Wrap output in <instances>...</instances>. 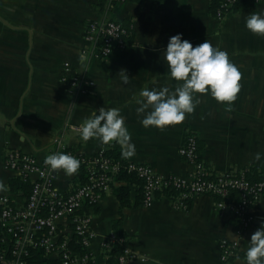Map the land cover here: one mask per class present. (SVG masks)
Masks as SVG:
<instances>
[{
	"label": "crops",
	"instance_id": "0c3cea01",
	"mask_svg": "<svg viewBox=\"0 0 264 264\" xmlns=\"http://www.w3.org/2000/svg\"><path fill=\"white\" fill-rule=\"evenodd\" d=\"M212 0H0V181L15 207L28 196L13 190L17 174L6 167L9 150L19 149L43 160L53 152H74L86 157L111 147L96 139L82 141L79 126L104 106L119 108L125 117L136 151L126 161L152 166L163 176L191 178L195 165L179 152L188 134H195L202 157L215 173L248 172L252 180L264 175V36L246 29L245 16L264 9V0L247 5L219 19ZM111 18L132 28L126 49L106 58L83 53L89 44L86 28L92 20ZM197 45L205 39L226 50L242 73L241 90L232 103H219L209 93H197L199 104L177 125L143 127L136 98L145 87L169 85L167 65L161 55L170 36ZM70 64L66 71L65 64ZM121 69L130 77L123 83ZM80 76L86 92L75 90L69 78ZM88 82H92L89 84ZM81 169L71 176L56 173L60 191L70 192L82 180ZM120 182L115 181L114 186ZM131 189L132 205L121 209L113 186L95 207L83 213L91 218L95 233L87 250L95 264H108L103 243L114 235L113 224L123 219L129 248L137 254L130 264H241L243 249L264 217V197L250 207L253 220L244 225L231 210H220V199L197 194L184 209L168 196H157L151 206L137 203L138 183ZM237 199V198H236ZM62 238L74 236L70 217L60 218ZM239 233L238 255L221 259L220 243ZM39 264H58L56 254L43 255Z\"/></svg>",
	"mask_w": 264,
	"mask_h": 264
},
{
	"label": "built area",
	"instance_id": "2783aa9c",
	"mask_svg": "<svg viewBox=\"0 0 264 264\" xmlns=\"http://www.w3.org/2000/svg\"><path fill=\"white\" fill-rule=\"evenodd\" d=\"M131 1V0H121ZM238 0H222L217 18L224 17L232 11ZM132 34L131 26L111 18L92 20L86 28L85 39L89 46L83 49L85 55L106 58L115 51L127 48L128 38ZM70 69V64H65ZM72 87L79 92H86L83 77L69 75ZM92 84V82H88ZM198 138L188 134L179 149L180 154L195 165L191 178L163 176L152 166L140 162L129 161L126 169L143 181V204L151 206L157 192L170 184L181 188L182 192L174 199L178 206L187 209L188 199L197 194H212L220 199L217 206L220 210H231L244 225L253 220L250 207L264 197V180L252 181L245 171L218 174L215 179L208 175L196 163L198 156ZM86 165L85 182L77 184L70 192L64 193L55 184L56 173L45 164V158L38 160L35 155L19 149H11L5 157V165L13 170L18 178L32 182L31 192L23 207H15L9 195L0 197V264H31L38 251L45 255L56 254L59 264H90L95 259L87 250L80 253L72 248L71 240L62 238L59 232L60 218L70 217L74 234L81 237V243L88 248L95 233L91 230V218L83 210L95 207L102 197L111 190L112 174L120 170L121 164L112 162L103 155V151L90 157L68 152ZM80 169V168H79ZM233 192H238L234 199ZM115 240V235L103 243L107 247ZM221 259L229 261L238 255L239 242L223 239L220 243ZM137 254L128 246L120 256V264H130Z\"/></svg>",
	"mask_w": 264,
	"mask_h": 264
},
{
	"label": "clouds",
	"instance_id": "9594fccd",
	"mask_svg": "<svg viewBox=\"0 0 264 264\" xmlns=\"http://www.w3.org/2000/svg\"><path fill=\"white\" fill-rule=\"evenodd\" d=\"M244 23L253 34L264 36V9L248 13ZM161 55L167 65L168 79L177 84L174 88L165 84L140 90L136 103L143 127L164 128L180 124L199 104L197 93H209L219 103L230 104L236 100L241 90L242 73L229 53L214 46L210 40L205 39L194 46L183 38V33H177L169 37ZM119 73L123 83H128L127 70L121 69ZM79 137L85 142L96 139L103 145L115 142L125 157L133 156L136 151L125 117L115 107L102 106L93 111L80 124ZM254 158L257 161L264 159V152L255 153ZM80 163L77 157L65 152H53L45 157V164L52 171L63 170L68 176L77 173ZM5 188L0 181V190ZM228 234L234 242H240L239 233L229 231ZM247 241L248 246L243 249L246 259L241 264H264V217Z\"/></svg>",
	"mask_w": 264,
	"mask_h": 264
},
{
	"label": "trees",
	"instance_id": "16d2710c",
	"mask_svg": "<svg viewBox=\"0 0 264 264\" xmlns=\"http://www.w3.org/2000/svg\"><path fill=\"white\" fill-rule=\"evenodd\" d=\"M251 0H238L234 6L232 7V11H236L238 9H241L247 5V3ZM253 1V0H252ZM222 0H212L211 1V11L214 16L217 17L218 10L220 9ZM104 3V0H102V5ZM231 11V12H232ZM128 25V24H127ZM129 26V25H128ZM133 33V32H132ZM132 40V35L128 38V40ZM198 156L196 157V163H200L201 167L204 171L208 173L205 177L210 178V179H215L217 175L213 173L206 163L204 162V159L202 157L201 153V147L199 146V141H198ZM98 154V153H97ZM96 155V154H95ZM103 155L107 158H109L112 162H118L121 164V168L118 172L113 173V181H111V185L113 186V191L118 198L120 202L121 209H125L126 207H129L132 205L131 201V189L129 185L124 184V182H130V183H138L141 186V193L140 196L138 197L137 203H140V200L142 199L141 203L143 204V181L139 179L137 176H135L132 173H129L126 169V165L128 162L125 159V156L122 155V149L119 144L113 142L111 144V147L107 149L106 151H103ZM94 156V155H93ZM81 173H82V178L81 180L83 182L86 181L87 176V170H86V165L81 164L80 165ZM245 175L248 179V172ZM252 180V179H250ZM264 180V175L260 176L257 180H252V181H260ZM115 181L120 182L119 185L114 186L113 183ZM10 187L15 191L17 189H22L24 190V195L29 196L33 183L24 181L20 178H14L10 181ZM182 192L181 188L176 187L173 184H170L166 187H163L161 190L157 192V196H168L169 198L175 199L180 193ZM233 197L234 199H238L239 193L238 192H233ZM140 203V204H141ZM123 218V217H122ZM118 219L114 222L113 224V231L115 235V240L109 244L107 247L104 248L107 256V263L108 264H120V256L124 252V248L128 244V238L127 234L123 228V219ZM70 245L72 248L80 253H85L87 252V248L83 246L81 243V237L77 234H74L73 238L71 239ZM44 255L43 251H38V256H35L32 259L31 264H39L41 261V257ZM59 264V263H58ZM90 264H95L94 262H91Z\"/></svg>",
	"mask_w": 264,
	"mask_h": 264
}]
</instances>
